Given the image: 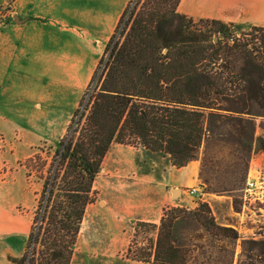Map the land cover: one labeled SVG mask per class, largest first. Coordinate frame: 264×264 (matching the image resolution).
I'll list each match as a JSON object with an SVG mask.
<instances>
[{
  "label": "trees",
  "instance_id": "trees-1",
  "mask_svg": "<svg viewBox=\"0 0 264 264\" xmlns=\"http://www.w3.org/2000/svg\"><path fill=\"white\" fill-rule=\"evenodd\" d=\"M179 1L138 0L118 38L108 41L89 107L58 152L37 230L23 255L10 258L13 263L70 264L93 182L114 142L167 154L175 167L196 161L203 145L208 151L223 143L239 149L235 176L218 189L208 177L200 184L217 194L242 189L250 153L245 127L253 129L259 117L264 131V26L232 31L233 23L179 12ZM202 160L199 176L204 169L217 175V161ZM145 226L155 233L152 255L145 257L153 263L223 264L211 260L212 249L233 253L229 247L241 241L237 264H264V235L241 236L217 220L207 202L169 206L158 224L135 225ZM204 238L206 246L193 241Z\"/></svg>",
  "mask_w": 264,
  "mask_h": 264
},
{
  "label": "rangeland",
  "instance_id": "rangeland-1",
  "mask_svg": "<svg viewBox=\"0 0 264 264\" xmlns=\"http://www.w3.org/2000/svg\"><path fill=\"white\" fill-rule=\"evenodd\" d=\"M137 1L126 0L121 7L123 0H0V182L7 183L18 175L27 183L29 199L23 203L18 199L15 208L21 211L23 206H29L27 213L31 232L37 230L39 220L36 217L42 209L45 188L56 168L60 147L74 134L89 107L95 85L104 69L105 60L101 61V58L106 59L108 55L107 43L118 38ZM15 15L21 21H15ZM229 23L246 30L252 25L264 26V19H239ZM65 31L78 35L77 56L83 62L78 71L81 80L77 103L69 112L58 114L60 118L54 121L52 130L60 135L51 134V129H48L51 121L48 120L31 117L11 119L7 118L9 113L2 116L1 113L14 108L15 101L19 99L24 101L21 108L26 116H29L28 111L30 114L35 111L34 102L39 107L40 103H45L40 100L51 91L60 92L52 98L65 99V92L69 89L45 84L53 60H56L55 55L65 45ZM14 112L11 110V116ZM260 120L259 117L255 119L253 129L245 127V141L249 143L250 152L247 177L250 175L261 188L256 190V194L264 195V150L261 148L264 131L258 126ZM256 140H259V147L255 151ZM238 150L216 143L205 151L203 145L197 162H189L184 172L172 174L179 167L171 165L167 154L151 152L132 143H112L93 182V200L85 209L70 264H157L145 258L153 251L149 244L151 237L154 240L155 233L151 229L135 227L138 221H125L127 232L122 234V241L117 238L118 233L107 231V225L113 222L108 210L116 209L108 202L118 196L125 198V192L134 195L131 203L137 205L131 209L146 211L151 218L157 217L156 224L163 210L169 206L196 208L199 202H207L214 217L234 228L241 236L262 238L264 210L262 216L256 211L252 214L249 205L256 210L263 204L252 201L243 205L245 182L238 191L218 194L206 192L205 186L200 184L208 177L210 186L217 188L233 179L238 167ZM206 156L217 161L214 165L217 175H211L204 169L203 176H199L202 159ZM195 163L198 165V185L189 186L186 182L179 187L170 186L172 178L177 177L182 182L192 180ZM173 188L179 189L177 195H173ZM191 188H197L198 192L191 194ZM242 208H245L244 214L241 213ZM127 209L130 207L120 211L124 213ZM193 241L205 246L209 244L205 238ZM242 246L241 241L235 247L231 245L229 249L233 253H219L213 248L211 260L229 264L233 259L232 264H237L243 257ZM254 262L261 264L258 260Z\"/></svg>",
  "mask_w": 264,
  "mask_h": 264
},
{
  "label": "crops",
  "instance_id": "crops-1",
  "mask_svg": "<svg viewBox=\"0 0 264 264\" xmlns=\"http://www.w3.org/2000/svg\"><path fill=\"white\" fill-rule=\"evenodd\" d=\"M125 2L126 0H123L121 7L125 5ZM177 9L179 12L189 16L197 15L198 17L220 19L225 22H236L239 19H264V0H180ZM65 36L68 40L65 38L63 49L55 55L54 59L56 60H53L52 68L49 70L51 72L47 74L48 77L45 82V84L50 87L69 89L65 92V99L61 101L60 98H57V100L52 98V96L54 97V94H60V92L56 91L58 93H54V91H51L53 94L49 92L45 98L40 100L45 101V103H40L39 107L34 102L33 109L35 108V111L31 112V114L30 111H28L29 116L24 115V111L21 108L24 101L19 99V101H15L16 105L11 109L15 111L14 114L11 116V110H8L4 111L5 114L1 113L2 116L9 113V117L7 118L11 119L31 117L36 120H48L51 121L48 127V129H51V134L54 136L60 135V133L52 130L55 125L54 121L56 118H60V115L58 114L62 111H65L66 113L69 112L77 103V89L79 87V81L81 80L79 79L78 71L83 62L80 61L77 56L78 35L73 31H65ZM7 105L9 106V101ZM107 154L108 152L106 153L105 158ZM197 166V163H195V166L193 165L194 169L192 173L195 176L190 180L191 182L189 180L183 182L178 181V178L176 177L175 179L172 178L171 181L169 180L170 186L175 185L179 187L182 184H186V182L189 186L193 184L198 185L200 180L198 179ZM186 168H188V164L177 168L176 171H172V174L184 172ZM124 196L125 198L118 196V198L112 199L113 201H107L108 204L111 202L116 208L115 210L112 209V211L110 209L108 210L113 222L112 225H107V231L110 233H118L117 238L121 241L122 234L127 232L125 229V221L154 222L156 224L158 220L156 219L157 217H149V215L146 214V211L140 212L137 209H131L137 205L135 202L134 204L131 203V198H134L132 192H125ZM18 199H21L22 203L24 200L26 202L29 199V188L27 183H24L18 175L12 177L7 183L0 182V264H15L10 258H18L23 255L31 232V221L27 213L29 206H23V210L21 211L16 210L15 205L18 204ZM160 200L163 201L164 198H161ZM252 201H254V204L258 201L262 203L263 206L254 210L251 205H249L251 209L250 212L255 214L256 211L257 215L262 216V211L264 210V195L260 193V195H257V198ZM107 202H105V204H107ZM88 206L89 204L86 208H88ZM124 207H130L131 210L127 209L122 213L120 210H124ZM244 210L245 208H242L241 213L244 214ZM245 214L252 216L250 213Z\"/></svg>",
  "mask_w": 264,
  "mask_h": 264
},
{
  "label": "built area",
  "instance_id": "built-area-1",
  "mask_svg": "<svg viewBox=\"0 0 264 264\" xmlns=\"http://www.w3.org/2000/svg\"><path fill=\"white\" fill-rule=\"evenodd\" d=\"M257 189L261 188L257 185V182L249 175L245 181V185L243 188V198L245 201L243 204H246L247 202L250 203L252 200L257 198ZM197 190V188H191L190 193L196 194L198 192Z\"/></svg>",
  "mask_w": 264,
  "mask_h": 264
},
{
  "label": "water",
  "instance_id": "water-1",
  "mask_svg": "<svg viewBox=\"0 0 264 264\" xmlns=\"http://www.w3.org/2000/svg\"><path fill=\"white\" fill-rule=\"evenodd\" d=\"M14 20L15 21H21L20 19L17 18L16 15L14 16ZM235 29H236V27L235 28H232V31H234ZM220 37H222V35H220ZM216 39L217 38L214 37V41H216ZM258 147H259V140H256V143H255V146H254V150L256 151L258 149ZM172 193H173V195H177L179 193V189L173 188L172 189Z\"/></svg>",
  "mask_w": 264,
  "mask_h": 264
}]
</instances>
